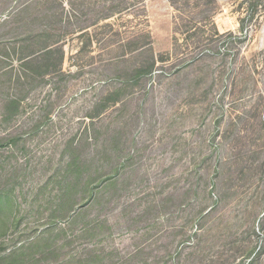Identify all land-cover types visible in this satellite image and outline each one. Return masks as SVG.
<instances>
[{
	"label": "rangeland",
	"instance_id": "rangeland-1",
	"mask_svg": "<svg viewBox=\"0 0 264 264\" xmlns=\"http://www.w3.org/2000/svg\"><path fill=\"white\" fill-rule=\"evenodd\" d=\"M25 1L0 0V264H264V20L39 0L23 43ZM47 42L62 72L18 84Z\"/></svg>",
	"mask_w": 264,
	"mask_h": 264
},
{
	"label": "trees",
	"instance_id": "trees-1",
	"mask_svg": "<svg viewBox=\"0 0 264 264\" xmlns=\"http://www.w3.org/2000/svg\"><path fill=\"white\" fill-rule=\"evenodd\" d=\"M246 6V15L242 18V29L248 27L249 23L254 21H259L260 19L264 20V0H245ZM38 5H40L39 0H27L25 1L19 9L14 12L13 18L16 20V25L18 30L25 29L27 31L26 37L22 38V42L25 43L28 40H35L39 38L43 34L36 32H30L27 27H29V20L31 18V11L35 9ZM6 21H4L5 23ZM34 34V35H33ZM33 36L34 39H31ZM246 36V34L244 35ZM58 42H47L43 46H38L37 50L33 51L31 54L21 52V68L19 75L17 76L18 84L24 85L25 81L28 77H31L32 72L37 71L34 68V62L38 60L40 57L48 58L49 63L43 64L45 68L41 72H45L46 74H51L53 72H62V64L65 58V53L61 49V47H53ZM36 54V55H35ZM41 59V58H40ZM57 59L55 63L54 60ZM53 61V62H52ZM22 71V72H21ZM22 98L17 96H13V98L9 99L7 108L13 111H17L21 106ZM76 162H71L70 165L75 164ZM2 202L4 200L0 199ZM0 201V202H1ZM5 203V202H4ZM6 204V203H5Z\"/></svg>",
	"mask_w": 264,
	"mask_h": 264
}]
</instances>
